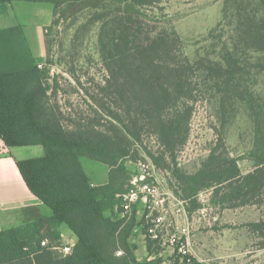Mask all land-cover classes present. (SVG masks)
Returning a JSON list of instances; mask_svg holds the SVG:
<instances>
[{"label": "trees", "instance_id": "trees-1", "mask_svg": "<svg viewBox=\"0 0 264 264\" xmlns=\"http://www.w3.org/2000/svg\"><path fill=\"white\" fill-rule=\"evenodd\" d=\"M12 1L0 0V5ZM23 1L52 3L54 15L59 4ZM114 1L125 9L112 24L106 23L100 40L109 75L102 92L116 110L101 103L112 120L104 130L93 122L66 130L47 108L48 73L38 69L20 29L0 31V140L8 148H43L42 158L18 161L16 166L28 190L50 211L0 231V264H161V259L138 260L132 238L136 229L146 236V225L137 218L136 205L128 217L121 216L120 208V196L130 190L133 178L127 163L145 133L155 136L163 149L160 157L150 156L152 164L171 174L172 193L192 209L201 207L197 197L209 189L211 204L220 209L259 204L264 197V99L242 82L249 66L243 55L264 53V0H257L256 10L244 0H225L224 17L228 10L232 14L230 44L223 45L216 61L200 58L194 64L178 53L176 36L160 33L142 41L141 30L133 29L138 10L161 0ZM250 66L264 72V58ZM197 74L219 95L220 109L228 100L246 105L253 144L246 157H234L219 135L200 169L188 174L175 161L188 140L195 103L192 80ZM81 158L107 166L108 182L92 185ZM244 159L255 166L242 175L239 162ZM62 225L76 237L68 255L58 250L63 246ZM249 226L259 231L261 225ZM147 239L148 252H157ZM172 260L203 264L176 253Z\"/></svg>", "mask_w": 264, "mask_h": 264}, {"label": "rangeland", "instance_id": "rangeland-1", "mask_svg": "<svg viewBox=\"0 0 264 264\" xmlns=\"http://www.w3.org/2000/svg\"><path fill=\"white\" fill-rule=\"evenodd\" d=\"M56 1L59 4L54 23L46 33V55L38 63V69L48 73L45 82L49 97L47 108L52 110L66 130H75L80 125L92 122L102 126L98 129L104 130L112 120L100 108L101 103H106V107L112 111L116 110L107 103L102 92L109 75L102 57L100 40L106 23L112 24L125 8L114 0ZM244 4L250 10L257 9V0H244ZM138 11L133 29L141 30L139 39L146 41L160 33L174 35L179 40L178 53L191 64L200 58L216 61L223 45L230 44L232 14L228 10L227 17H224L225 0H161L157 5L143 7ZM243 57L249 65L243 76V85L255 96L264 99V72H258L250 66L257 58H264V53H249ZM202 80V74L195 75L192 80L195 103L188 140L184 144L190 143L192 151L187 153L190 161L186 162L188 156L179 161V151L183 147L176 153L177 168L188 174L200 169L219 135L222 136L225 148L234 157H246L253 144V124L246 105L238 100H228L223 110L220 109L219 95L211 91ZM149 137L145 133L141 145L133 147L131 162L127 163L133 176L139 173L138 163H152L150 156L160 157L163 152ZM200 151L203 154L196 156V152ZM80 162L89 178L97 180L103 165L87 158H81ZM254 166V162L248 159L239 162V169L244 174L253 171ZM163 172L164 175L158 173V182L165 190L172 192L175 182L169 172ZM212 191H203L197 197L198 203L207 210V220L218 214L220 209L210 202ZM261 199L259 204L227 211L231 220L224 224L227 235L245 233L247 257L255 255L254 258H248L247 264H264V197ZM136 206L143 210L140 202ZM255 223L261 225L259 231L249 226ZM144 224L147 227L145 217ZM216 225L202 222L197 232L202 239H214L220 232ZM210 228L215 230L214 234ZM147 240L151 250L162 252L165 249ZM174 256L175 252L167 255L166 264H173Z\"/></svg>", "mask_w": 264, "mask_h": 264}, {"label": "crops", "instance_id": "crops-1", "mask_svg": "<svg viewBox=\"0 0 264 264\" xmlns=\"http://www.w3.org/2000/svg\"><path fill=\"white\" fill-rule=\"evenodd\" d=\"M53 19L54 5L52 3L14 0L0 5V31L19 28L37 63L46 55V33L52 26ZM43 156L44 150L41 146L8 148L0 140V231L19 226L39 215L50 213L41 201L28 190L16 166L18 161L42 158ZM127 167L129 168L128 164ZM102 168L100 169L101 175L97 180L90 179L92 185L100 186L108 182L109 168L105 165ZM157 177L158 174L156 175L158 180ZM186 209V218L177 219L176 223L189 228L186 239L189 256L203 264H247L248 258L255 257V255L247 257L245 233L227 235L225 232L224 224L231 220L230 215L227 214L230 209H218V214L208 220L206 217H200L199 212L205 209L204 207L192 209L187 204ZM144 215L143 210L138 207L136 209L137 218L143 222ZM202 222L212 223L214 226L217 224V231L220 230V232L214 239H202L199 236L197 231ZM214 231L210 228L212 234L215 233ZM61 234L63 245L71 247L75 245L76 237L64 225L61 226ZM132 244L136 246L135 255L139 261L161 259V264H166L167 255L174 252L169 247H165L162 252H148L145 236L139 229L134 232Z\"/></svg>", "mask_w": 264, "mask_h": 264}, {"label": "built area", "instance_id": "built-area-1", "mask_svg": "<svg viewBox=\"0 0 264 264\" xmlns=\"http://www.w3.org/2000/svg\"><path fill=\"white\" fill-rule=\"evenodd\" d=\"M40 68V65H38ZM151 140L162 148L155 136L150 135ZM189 142L179 151V161L185 160L187 154L192 149ZM203 152H196V156H200ZM139 173L133 176L131 188L120 196L122 217L130 215L132 207L137 203L143 205L144 217L147 220L146 236L151 241L163 246L171 248L178 256L184 257L188 255L187 235L189 228L187 226L177 225L176 221L180 218H186L187 203L176 196L172 192H168L156 179L158 173H163L160 169L155 168L152 163L140 162L137 165ZM200 217H206L207 210L202 209ZM46 245V241L41 243ZM72 247L63 245L58 250L68 255L71 253ZM120 254V253H119Z\"/></svg>", "mask_w": 264, "mask_h": 264}]
</instances>
